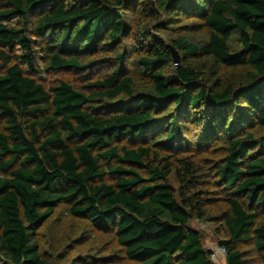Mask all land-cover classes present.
I'll list each match as a JSON object with an SVG mask.
<instances>
[{
	"label": "trees",
	"instance_id": "obj_1",
	"mask_svg": "<svg viewBox=\"0 0 264 264\" xmlns=\"http://www.w3.org/2000/svg\"><path fill=\"white\" fill-rule=\"evenodd\" d=\"M59 204L139 264H214L191 220L264 264V0H0V256L55 264L35 235Z\"/></svg>",
	"mask_w": 264,
	"mask_h": 264
},
{
	"label": "rangeland",
	"instance_id": "obj_2",
	"mask_svg": "<svg viewBox=\"0 0 264 264\" xmlns=\"http://www.w3.org/2000/svg\"><path fill=\"white\" fill-rule=\"evenodd\" d=\"M194 19L193 17L177 19L175 24L191 23L195 21ZM15 21L16 18H12L8 23L14 24ZM149 29L153 32V35L165 40L168 39L163 31H159L157 27L149 26ZM175 31L177 33L183 32L182 29ZM188 36L196 40L205 38L202 31H191ZM237 37V33H233L229 40L228 45L232 51L238 50L240 47ZM109 63L111 65L107 64L103 68L98 66L92 70L89 69L85 73L56 71L40 64V71L36 73V77L47 87L64 78H70L82 85L86 84V80L90 76H96L104 69L110 70L116 65L112 64L114 62L111 61ZM124 70H127V73H136V68L132 65L124 67ZM181 136L183 140L185 139L183 141L185 147L187 144L194 146L200 136V128L194 125L189 126L184 132L182 131ZM169 182L174 188H177V182L173 176H170ZM188 226L200 233L204 247L209 250L216 247L220 240L228 238L225 229L216 223L191 220ZM35 237L41 255L55 264H139L138 261L126 258L113 232L98 231L86 219L72 216L66 204H59L56 207L54 213L37 230ZM238 246L244 253L246 264H261L256 258L250 242L240 243ZM213 263L225 264V257H221ZM0 264L10 263L0 256Z\"/></svg>",
	"mask_w": 264,
	"mask_h": 264
},
{
	"label": "built area",
	"instance_id": "obj_3",
	"mask_svg": "<svg viewBox=\"0 0 264 264\" xmlns=\"http://www.w3.org/2000/svg\"><path fill=\"white\" fill-rule=\"evenodd\" d=\"M225 254H226L225 248L218 244L216 247L210 250V259L213 262H217L219 258L221 257L224 258Z\"/></svg>",
	"mask_w": 264,
	"mask_h": 264
},
{
	"label": "water",
	"instance_id": "obj_4",
	"mask_svg": "<svg viewBox=\"0 0 264 264\" xmlns=\"http://www.w3.org/2000/svg\"><path fill=\"white\" fill-rule=\"evenodd\" d=\"M168 47H169V50L171 52V55H172V58H173V62L175 64L178 63L179 55H178L177 51L171 45H168Z\"/></svg>",
	"mask_w": 264,
	"mask_h": 264
}]
</instances>
